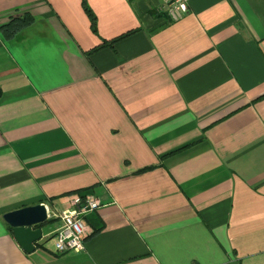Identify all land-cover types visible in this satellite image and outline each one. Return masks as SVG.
<instances>
[{
    "label": "crops",
    "instance_id": "1",
    "mask_svg": "<svg viewBox=\"0 0 264 264\" xmlns=\"http://www.w3.org/2000/svg\"><path fill=\"white\" fill-rule=\"evenodd\" d=\"M167 2L0 0V264H264V0ZM37 202L27 252L1 214Z\"/></svg>",
    "mask_w": 264,
    "mask_h": 264
},
{
    "label": "built area",
    "instance_id": "2",
    "mask_svg": "<svg viewBox=\"0 0 264 264\" xmlns=\"http://www.w3.org/2000/svg\"><path fill=\"white\" fill-rule=\"evenodd\" d=\"M167 1L166 11L172 18L178 17L186 8L185 0ZM97 205L98 202L92 195L76 193L71 198L70 207L53 214L59 220L52 233L55 253L77 251L83 248L84 216Z\"/></svg>",
    "mask_w": 264,
    "mask_h": 264
},
{
    "label": "water",
    "instance_id": "3",
    "mask_svg": "<svg viewBox=\"0 0 264 264\" xmlns=\"http://www.w3.org/2000/svg\"><path fill=\"white\" fill-rule=\"evenodd\" d=\"M1 217L20 247L29 252L33 249V242L40 237L37 225L47 219V212L44 203L37 202L4 211Z\"/></svg>",
    "mask_w": 264,
    "mask_h": 264
},
{
    "label": "trees",
    "instance_id": "4",
    "mask_svg": "<svg viewBox=\"0 0 264 264\" xmlns=\"http://www.w3.org/2000/svg\"><path fill=\"white\" fill-rule=\"evenodd\" d=\"M85 10L88 12V10L86 8H85ZM27 17L28 16L26 14H23L20 17H12L5 25L2 26V29L7 30V28H11L12 29L11 32H14L17 28L25 25L28 22ZM92 19H93V16H92ZM9 25H11V26H9ZM91 26L93 27V23H91ZM125 34H127V32L120 33V34L116 35V37L111 38L109 41H103L102 44H105L106 42H112L114 39H116L120 36H123Z\"/></svg>",
    "mask_w": 264,
    "mask_h": 264
}]
</instances>
